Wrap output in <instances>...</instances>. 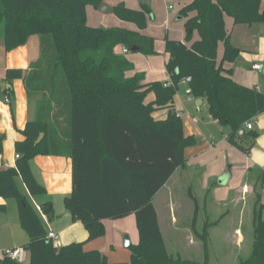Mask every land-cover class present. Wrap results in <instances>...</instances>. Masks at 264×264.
<instances>
[{
  "label": "trees",
  "instance_id": "16d2710c",
  "mask_svg": "<svg viewBox=\"0 0 264 264\" xmlns=\"http://www.w3.org/2000/svg\"><path fill=\"white\" fill-rule=\"evenodd\" d=\"M263 0H193L180 15L186 17L184 40L165 37L169 58L166 69L172 84L145 82V74L117 48L144 55L157 53L156 38L141 33L152 9L147 1L140 8L124 3L114 7L123 21L138 30L119 26H91L87 6L99 8L102 0H0V40L7 52L40 35V57L24 74L9 69L5 80L23 78L29 97L38 95L36 117L16 141L20 157L13 167L0 168V197L15 198L19 217L29 241L23 246L31 254L29 264H211L209 231L197 232L204 245L202 259L183 257L167 248L154 198L179 167L186 166L185 150L196 144L184 132L182 117L174 107L179 80L191 76L189 86L196 99L205 98L213 119L231 130L228 140L248 153L258 130L246 123L264 113V91L237 82L225 62H236L243 51L226 25L264 24ZM197 31L198 38L193 34ZM223 55L220 58V47ZM155 98L148 101V95ZM12 104V90H7ZM168 109L165 119L154 113ZM246 130V137L240 134ZM42 140L37 143L40 134ZM5 134L0 133V153ZM72 159V192L64 198L74 220H81L89 239L106 234L104 219L136 215L140 240L131 244V259L111 262L100 250H86L85 242L57 245L47 238L48 229L32 202L46 194V186L35 176L31 161L39 155ZM249 179L264 188V166L252 168ZM26 186V190L20 187ZM48 220L55 216L52 200L39 203ZM5 205H0L4 211ZM254 240L247 256L236 264H264V203L257 194L253 214ZM0 264H20L0 258Z\"/></svg>",
  "mask_w": 264,
  "mask_h": 264
},
{
  "label": "crops",
  "instance_id": "0c3cea01",
  "mask_svg": "<svg viewBox=\"0 0 264 264\" xmlns=\"http://www.w3.org/2000/svg\"><path fill=\"white\" fill-rule=\"evenodd\" d=\"M145 1L151 3L150 6L153 10L152 6L155 5L153 0ZM192 1L193 0H186L184 4H187V2L190 4ZM125 2L126 4L128 2L129 5V0H125ZM130 2L132 3H130L129 6L138 9L141 6L142 0H130ZM117 4H119L118 0H102V4L99 8L88 5L87 19L91 13L92 18L96 21L88 22V24L91 26L106 27L119 26L131 30H138L135 23L121 21L114 12H112L113 15L107 14L102 10V6L104 5L114 8ZM89 6L92 7V10H89ZM261 7L264 9V0L262 1ZM173 9L174 6L170 4L168 6V16L163 22H166V20L170 22L172 18L170 11ZM151 15L152 12L148 16V19ZM115 17H117L119 21L116 20ZM178 18L181 19L182 17L178 16ZM128 22L135 26L130 28L125 27L124 24H128ZM226 25L228 30L231 31L234 41L243 47V51L241 57L236 62H225L224 66L232 69V76L237 82L264 91V24L251 26L235 25L233 19L227 17ZM174 31L175 30H170V28L166 29L163 36V47L160 44V47L163 48L162 58L165 66L169 58L165 51V37L167 36L176 40L185 39V31L182 28H176V33ZM141 33L153 36L157 39L154 35L155 31L152 30L151 26L149 27V22L147 27L141 30ZM197 38L198 36L194 39ZM123 49L124 46H119L117 52L124 54L134 63V69L129 71L128 75L132 76L137 72H143L145 74V82L162 81L165 83L171 81L167 69H164L163 66H159V58L155 56L156 54L145 55L149 63V69L146 72L140 70L136 65V61L142 57L141 53L135 51L124 52ZM223 51L224 49L221 45L219 52L220 58L223 55ZM40 52L39 34L31 35L25 45L9 52L6 51L3 40H0V121L3 123L0 124V133H8L9 139L15 144L16 141L24 139V135L21 132L24 130L27 122L32 119H29V112L26 107L28 103V94L23 78H17L14 79L13 82H9L5 80L6 73L9 69H21L25 74L30 64L40 57ZM155 64L156 67L154 66ZM4 82H6L5 88L2 87ZM10 89L12 90V96L16 98V110L18 113L17 123L13 122L10 118L9 120L7 119L12 107L10 101H6L8 97L7 90ZM154 98L155 95L150 93L147 100L151 101ZM198 100L199 99H196L194 101L198 110H200L204 104L208 106L209 110V105L205 98H200V102H198ZM174 107L175 109L180 107V101L176 96ZM167 115V108L159 109L154 113V117L157 119H165ZM253 121V129H258L260 133L256 138L255 145L248 153L241 151L238 147L229 142L228 135L231 128L228 129L223 144L227 150L234 153L236 158L239 159L237 162L232 161L222 169L223 160H219V150L216 147L217 142L215 143V140L212 141L213 143L211 146L203 143L202 140H199V135L201 134L200 129L194 126L192 120L189 118L185 119L184 132L187 136L194 135L196 137V144L185 150L186 166L179 167L155 196V198H157L159 194L163 193V196H161V203L166 205V209L167 206H169V210L163 213V221L161 213L154 202L165 242L164 226H166V231L169 232L188 230H197L201 232L207 228L209 232L216 230L222 233L218 234L219 240L216 245L217 253L214 254L215 256L210 254L211 264H236L240 256H247L250 253L254 240V224L253 215H248V199L253 195L252 180L249 179L248 174L252 168H261L264 166V113L258 115ZM214 123L219 124L215 119ZM13 124L15 126H13ZM203 150H205L204 153ZM16 159L15 157L14 160L9 161L8 159H4L0 154V168L15 166ZM229 165L231 166V177L226 184H220L219 178L223 176ZM31 166L37 179L47 188L46 194L32 198V202L41 214L47 229L51 228L56 232L58 236L56 240L57 245H66L74 241L85 242L84 248L86 250H100L111 262L130 261L132 253L130 246L125 245L124 239L125 236L128 235L131 244L135 245L139 243L140 236L135 214H130L120 219H104L103 223L106 226V234L90 240L86 225L81 220H74L71 213L66 214L67 208L64 204V198L72 192L73 187L72 159L68 156L39 154L32 159ZM235 169L237 172L236 178L234 174ZM233 180H235V182L231 187L220 188L229 186ZM193 182H199V187L203 192L201 198L203 199V206H200L198 203L195 209H193L186 195L187 186ZM22 188L26 190V186L23 184ZM188 197H193L198 200V197H194L192 192H190ZM45 200H52L54 203L56 216L52 220L44 218L43 213L38 209V207H40L39 203ZM4 202L5 199L0 197V205H5ZM262 202L264 203V195L262 196ZM254 203L256 204V199ZM201 216H203L202 221L199 219ZM246 221L249 222L248 227H246ZM7 227L12 232L15 231L16 233L15 235L12 234L10 240L2 242L1 228ZM22 231L25 230L16 223H0V258L4 257V251L6 249L24 246L29 241L27 232L25 231L26 234L23 236L24 232ZM17 233L20 234V237H18L19 235H17ZM195 243H202L203 245L201 238L195 239L194 237L190 238L188 245ZM246 246H248L247 249L245 248ZM187 253L189 252L186 251L185 254ZM180 254L182 255L183 252ZM27 257L26 264H29L31 259L29 251Z\"/></svg>",
  "mask_w": 264,
  "mask_h": 264
},
{
  "label": "rangeland",
  "instance_id": "374dc122",
  "mask_svg": "<svg viewBox=\"0 0 264 264\" xmlns=\"http://www.w3.org/2000/svg\"><path fill=\"white\" fill-rule=\"evenodd\" d=\"M143 1H145V0H142V2ZM185 1L186 0H153L155 5L152 6V8H153L152 15L149 17L148 22H149V27L151 26L152 30L155 31L154 35L157 37L156 45H155L157 53L155 56H157L159 58L158 59L159 66H163L164 69L166 68V66H165L164 60L162 58V53H163L162 47H163V43H164L163 36H164L165 30L170 28V30H172V31L175 30L174 32L176 33V28L179 27L185 31V37L187 34V28H186L187 18L182 17L180 15L181 9L184 6L188 5V2H187V4H184ZM118 2L124 3L128 7H131L129 5H130V3H132V2H130V0H129V5H128V2L126 4L125 0H118ZM170 4H172L174 6V9L170 11L172 18L170 19V22H167V20H166V22H163L168 16V12H169L168 6ZM149 5H151L150 2H149ZM106 6H108V5H106ZM109 7H111V6H109ZM89 10H92L91 6H89ZM102 10H103V7H102ZM103 11L106 12L107 14H113L112 11H109V10H103ZM178 16H181L182 18L179 19ZM115 18H116V20L119 21V19L117 17H115ZM87 22H96L95 19L92 18L91 13L87 19ZM124 25H125V27H128V28L135 26L134 24L129 23V22H128V24H124ZM197 36H198V33H197V31H195L193 34V38H195ZM160 44L162 45V47H160ZM141 55H142V57H140V59L136 61V65L140 70L147 72L149 69V63H148L145 55L143 53H141ZM154 66L156 67V64ZM170 80H172L171 77H170ZM178 84H179V87H178V90H177V93L175 96L178 97V99L180 101V107H177L176 110L183 109L185 112V114L182 116L183 126H184L185 119L189 118L190 120L193 121L194 126L197 127L198 129H200V131H201V134L199 135V137H200L199 140H202L203 143L209 144V146H211V144L213 143L212 141L215 140V143L217 142L216 147L219 150V153H218L219 160L220 159L223 160L222 169H224L232 161L237 162V160L239 158H236L234 153L227 150V148L223 144V142L227 136V131L231 127L229 125H224L222 123L215 124L214 119L210 117L208 106L206 104H204L202 106V108L200 110H198L193 101L192 102L187 101V93H186L187 82L185 81L184 78H181L179 80ZM15 93H16V91H15ZM27 100H28V103H27L26 107H27L28 112H29V119H33L36 116V112H37L38 95H34L32 97L28 96ZM193 117L196 118V121H194ZM9 118L12 119V121L15 123L18 122V113L16 110V98L15 97H12L11 111L7 116L8 120H9ZM0 124H3V123L0 121ZM253 124H254V121H253ZM13 126H15V125L13 124ZM185 126H186V124H185ZM2 133L5 134L4 150L0 154L2 157H4V159H8L9 161H12V160H14L15 154L17 152L16 144L13 143L11 139H9L8 133H5V132H2ZM259 133H260V131H259ZM197 141H198V139H197ZM204 152H205V150H203V153ZM222 160H220V161H222ZM234 174H235V178H236V176H237L236 169H235ZM234 182H235V180H233V182H231L229 184V186L220 187V188H229L234 184ZM254 184H255V181H251V185L253 186V195L248 199L249 200L248 201V208H249L248 209V212H249L248 215L254 214V210H255V207H254L255 203L254 202H255V199H257V194L261 193L262 196L264 195V188H261L259 185H257L255 187ZM19 185H20V187L22 186L20 181H19ZM199 186H200L199 182H193V183L189 184L187 186V189H186L187 199L191 202L193 209H195V206L198 203L200 206H203V199H201L203 196V192ZM190 192H192L194 197H198V200H196L193 197L189 198L188 196H189ZM161 196H163V193L159 194L158 197L155 198L154 202L157 205V207L161 213V218L163 221L164 220V214L163 213L169 210V206H167V209L165 208L166 205L164 203H161ZM196 201H197V203H196ZM4 203H5L6 209L4 211L0 210V223H4V222L16 223L19 226H21V228L23 229L21 222H20L17 200L15 198H8V199H5ZM202 218H203V216L199 217V219H201L200 221H202ZM248 223L249 222L246 221V227H248ZM165 227L166 226H164L163 229L165 231L167 248L169 249L170 252H172V253H182L183 252V254H182L183 257L202 259L203 254H204V247H203L202 243H195L192 245H188L191 237H194L195 239H199L197 232H195L194 230L193 231L188 230V231L169 232V231H166ZM1 230H2L1 239L3 240L2 242L10 240L12 234L15 235V233H16L15 231H13L14 232L13 233L8 227L7 228H1ZM22 232H24L23 233V236H24V234H26V233H25V231H22ZM219 233L220 232H217L216 230H212L209 232L210 254H212V255L217 253L216 245H217L218 240H219V235H218ZM220 234H222V233H220ZM17 235H19L18 237H20V234L17 233ZM247 236H248V234H247ZM21 238H22V236H21ZM23 239H24V237H23ZM211 245H213V246H211ZM247 247L248 246H246L245 248L247 249ZM185 250L189 252V253H187L188 256H187V254H185V252H186ZM27 256H28V253H27ZM27 259H28V257H27ZM26 263H27V260L24 264H26Z\"/></svg>",
  "mask_w": 264,
  "mask_h": 264
},
{
  "label": "built area",
  "instance_id": "2783aa9c",
  "mask_svg": "<svg viewBox=\"0 0 264 264\" xmlns=\"http://www.w3.org/2000/svg\"><path fill=\"white\" fill-rule=\"evenodd\" d=\"M123 50H124V52H127L126 48H124ZM184 79L187 82V90H186L187 101H191V102L193 101L194 102L196 100V98L193 96L192 90L189 86V82L192 80V77L189 76V77H186ZM171 84H172V81L165 83V85H171ZM6 101L9 102L10 99L7 97ZM176 111H177V115L180 117H182L185 114L183 109H179ZM193 119H194V121H196L195 117H193ZM246 127H247V129H253V121L247 122ZM15 157L19 158L20 157L19 153L16 152ZM38 209H40V211H41L40 207H38ZM43 217L47 218L46 215H44V214H43ZM57 237L58 236H57L56 232H54L51 228L48 229V234H47L48 239H51V240H53V242L56 243ZM27 253H28V250L25 247L21 246V247L6 249L4 251V256H7V257L11 258L12 260H14L20 264H24L27 260Z\"/></svg>",
  "mask_w": 264,
  "mask_h": 264
},
{
  "label": "water",
  "instance_id": "95a60500",
  "mask_svg": "<svg viewBox=\"0 0 264 264\" xmlns=\"http://www.w3.org/2000/svg\"><path fill=\"white\" fill-rule=\"evenodd\" d=\"M102 7H103V10H109V11L114 12V8H112V7H109V6H106V5H104ZM136 50H137L136 47L132 48V51H136ZM5 86H6V82L3 83L2 87L5 88ZM200 101L201 100L199 99L198 102H200ZM240 134L242 136L246 137V130L242 129L240 131ZM43 137H44V133H41L40 137L37 139V143H39L42 140ZM230 177H231V166L229 165L227 167L226 172L223 174V176L219 178V183L220 184H226L228 182V180L230 179ZM70 213H71V211L69 209H67L66 210V214H70ZM124 243H125L126 246H130L131 245V241H130V238H129L128 235L125 236Z\"/></svg>",
  "mask_w": 264,
  "mask_h": 264
}]
</instances>
